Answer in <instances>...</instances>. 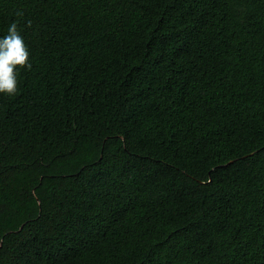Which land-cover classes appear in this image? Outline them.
Wrapping results in <instances>:
<instances>
[{
  "label": "trees",
  "instance_id": "16d2710c",
  "mask_svg": "<svg viewBox=\"0 0 264 264\" xmlns=\"http://www.w3.org/2000/svg\"><path fill=\"white\" fill-rule=\"evenodd\" d=\"M13 22L0 264H264V0H0Z\"/></svg>",
  "mask_w": 264,
  "mask_h": 264
},
{
  "label": "clouds",
  "instance_id": "9594fccd",
  "mask_svg": "<svg viewBox=\"0 0 264 264\" xmlns=\"http://www.w3.org/2000/svg\"><path fill=\"white\" fill-rule=\"evenodd\" d=\"M22 16V12L17 13ZM31 22H28L30 26ZM20 68L31 69L29 51L20 35L18 25L13 22L8 27V34L0 38V93L14 96L18 93V70Z\"/></svg>",
  "mask_w": 264,
  "mask_h": 264
}]
</instances>
